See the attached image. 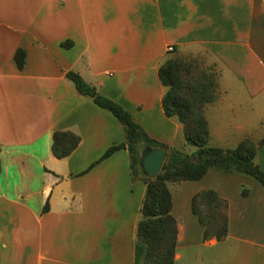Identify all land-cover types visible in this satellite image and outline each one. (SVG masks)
I'll return each mask as SVG.
<instances>
[{"label":"crops","instance_id":"obj_1","mask_svg":"<svg viewBox=\"0 0 264 264\" xmlns=\"http://www.w3.org/2000/svg\"><path fill=\"white\" fill-rule=\"evenodd\" d=\"M172 54L215 73L216 97L203 108L208 144L264 135V0H0V264H134L144 182L130 172L125 147L86 169L123 133L64 72L123 106L149 137L189 152L180 122L160 105L156 69ZM54 129L79 136L60 158L49 149ZM254 159L264 170V145ZM168 187L173 264H264L258 180L209 166ZM207 187L227 202L220 240L202 238L189 208L191 194Z\"/></svg>","mask_w":264,"mask_h":264},{"label":"trees","instance_id":"obj_2","mask_svg":"<svg viewBox=\"0 0 264 264\" xmlns=\"http://www.w3.org/2000/svg\"><path fill=\"white\" fill-rule=\"evenodd\" d=\"M60 44L66 46L69 41ZM24 56L21 47L14 48L12 58L18 69L23 66ZM156 73L164 87L160 97L162 111L180 122L184 143L193 146L189 152L149 137L123 106L101 94L78 72L72 69L64 72V77L80 94L89 97L116 118L123 133L122 141L108 145L86 169L113 150L125 147L130 172L144 182L134 232V264H173L177 226L170 212L168 183L180 179H197L209 166H213L223 171L250 174L264 189V170L254 159L256 147L264 145V135L255 140L245 136L232 147L208 144V127L203 108L216 97L214 71L201 65L194 57L172 54L158 63ZM78 140L79 136L73 131L54 129L50 136V152L57 158L66 156ZM144 144L165 148L163 161L153 176L139 169L138 151ZM240 193H246V189L241 188ZM226 206V199L212 187L201 188L191 194L189 208L202 226L203 239L224 238L227 233Z\"/></svg>","mask_w":264,"mask_h":264},{"label":"water","instance_id":"obj_3","mask_svg":"<svg viewBox=\"0 0 264 264\" xmlns=\"http://www.w3.org/2000/svg\"><path fill=\"white\" fill-rule=\"evenodd\" d=\"M165 154L164 147H153L148 144H144L138 151V165L142 173L153 176L155 175L163 161Z\"/></svg>","mask_w":264,"mask_h":264},{"label":"rangeland","instance_id":"obj_4","mask_svg":"<svg viewBox=\"0 0 264 264\" xmlns=\"http://www.w3.org/2000/svg\"><path fill=\"white\" fill-rule=\"evenodd\" d=\"M9 3H11V6L13 5H15L16 7H17V0H9ZM262 105H264V99H261V104H260V106H262ZM10 179L12 180V181H15V180H17V176H15L12 172H11V176H10Z\"/></svg>","mask_w":264,"mask_h":264},{"label":"built area","instance_id":"obj_5","mask_svg":"<svg viewBox=\"0 0 264 264\" xmlns=\"http://www.w3.org/2000/svg\"><path fill=\"white\" fill-rule=\"evenodd\" d=\"M171 48H172L171 45H166V49H167V50H170Z\"/></svg>","mask_w":264,"mask_h":264}]
</instances>
